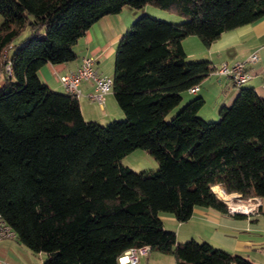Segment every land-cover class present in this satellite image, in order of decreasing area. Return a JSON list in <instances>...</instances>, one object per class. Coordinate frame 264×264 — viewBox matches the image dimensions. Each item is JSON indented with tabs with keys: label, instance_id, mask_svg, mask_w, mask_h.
Returning a JSON list of instances; mask_svg holds the SVG:
<instances>
[{
	"label": "trees",
	"instance_id": "1",
	"mask_svg": "<svg viewBox=\"0 0 264 264\" xmlns=\"http://www.w3.org/2000/svg\"><path fill=\"white\" fill-rule=\"evenodd\" d=\"M146 5L185 20H135L114 56L111 92L125 120H85L78 98L51 90L39 69L74 61L73 46L101 18ZM0 17V218L18 242L45 254L43 264H116L143 246L175 264H253L205 241L178 243L160 215L183 223L195 208L228 214L214 186L264 199V99L254 89L240 88L216 122L197 116L199 97L165 120L214 72L208 61L186 62L182 41L196 36L208 48L264 19V0H0ZM135 149L158 168L122 165Z\"/></svg>",
	"mask_w": 264,
	"mask_h": 264
},
{
	"label": "crops",
	"instance_id": "2",
	"mask_svg": "<svg viewBox=\"0 0 264 264\" xmlns=\"http://www.w3.org/2000/svg\"><path fill=\"white\" fill-rule=\"evenodd\" d=\"M138 15L140 13L133 11H127L124 15L123 8L119 14L101 18L73 46L76 59L65 64H45L38 71L40 80L51 90L66 93L59 78L75 71L83 57L94 59V70L99 76L112 78L111 63L114 61L116 47L131 21ZM192 42L196 49L194 56L200 58L190 61L205 60L213 67L222 64L229 66L244 61L245 70L250 74V79L237 87L226 76L211 73L200 82L194 93L187 91L189 97H199L204 103H214L208 114L211 118L217 117L216 110L219 105L232 103L240 88H252L264 99V19L223 33L208 48L197 45L195 41ZM11 52L8 51L7 55L10 56ZM253 54L257 56V60L253 63L247 62ZM105 64H108V70L103 68ZM1 83L3 78L0 77ZM78 90L80 93L78 102L85 120L102 124L124 117L115 103L111 90L105 95L102 105L89 98L94 92L93 83L82 81ZM202 117L207 119L206 116ZM212 191L216 196H221L222 189L218 186H214ZM261 202L259 212L252 217H236L238 215L195 208L189 220L183 223L177 222L167 214L160 215V218L164 229L175 233L178 243L189 240L205 241L232 255H241L253 264H264V199H261ZM147 256L140 258L139 261L142 259V263L140 261L138 264H148L151 258L149 254ZM45 258V254L32 253L15 238L0 240V264H43ZM116 264L125 263L123 260H118Z\"/></svg>",
	"mask_w": 264,
	"mask_h": 264
},
{
	"label": "built area",
	"instance_id": "3",
	"mask_svg": "<svg viewBox=\"0 0 264 264\" xmlns=\"http://www.w3.org/2000/svg\"><path fill=\"white\" fill-rule=\"evenodd\" d=\"M7 58V53H4ZM257 60L255 54L251 55L247 62L253 63ZM246 62H236L231 66L222 64L219 67H214V72L217 75H224L231 80V82L239 87L247 80L250 79V74L245 70ZM95 61L91 57H83L80 65L73 72H69L59 78L60 83L65 89V92L70 95L79 97L78 86L82 81H89L94 85V92L89 95L92 101L102 105L104 97L110 92L112 87V78L101 77L94 70ZM4 73L8 76L11 75V64L6 59L4 66ZM197 87L189 90L190 93H194ZM224 194L221 197L216 196L218 200L226 205L227 212L230 215H238L243 217L255 216L261 206L262 202L259 197H250L244 200L238 194ZM16 237L14 231L0 218V240L14 239ZM150 253V248L147 246L139 248H131L125 251L118 260H123L125 264H138L139 259L147 256Z\"/></svg>",
	"mask_w": 264,
	"mask_h": 264
},
{
	"label": "rangeland",
	"instance_id": "4",
	"mask_svg": "<svg viewBox=\"0 0 264 264\" xmlns=\"http://www.w3.org/2000/svg\"><path fill=\"white\" fill-rule=\"evenodd\" d=\"M127 11H133V12H136V13H140V15H138L135 19H133L131 21L129 27L135 22V20H137L138 18H140L141 16H144V15H147V16H149L151 18H155V19H159V20H163V21H167V22H173V23L183 22L185 20V18H182L181 16H179L178 14H176L173 11L163 10V9L151 6V5H146L144 7L139 8V9L131 8V7L126 6L124 8V15L127 14ZM0 20H1L0 21V24H1L2 23V18L1 17H0ZM27 32H28V29H25L21 33V35L18 36L14 40V43L15 44H19L20 40H22V38L24 36H26ZM192 41H195V43H197V45H200L201 47H204L202 45V43L200 42V40L198 39V37H196V36H189L188 40L184 39L183 47H184L185 53L187 54V57L185 58V61L188 62V63L191 62L190 60H194V59H199L200 58V57H195L194 56V54L196 53V49H195V45L193 44ZM195 61H198V60H195ZM240 62H244V61H240ZM111 64H112L111 68H112V72H113L114 61ZM229 66H231V65H229ZM103 68H106L108 70L109 69L108 64H105L103 66ZM2 76H0V77L2 78ZM109 76H111V75H109ZM54 92H56V91H54ZM187 93H188L187 91L182 92L180 102L173 109H171L170 112H168V114H166V116H165V120L166 121H170L171 118L175 114H177L179 112V110L185 104H187L189 101H191L194 98H196V97H193V96L189 97ZM115 103H116V101H115ZM116 105H117V103H116ZM213 106H214V103H211V102L204 103L203 106L201 107V109L199 110V112L197 113V116L202 118L203 120H205L207 122H216V121H218V114H219V110H220L222 104L219 105L217 110H216L217 111V117L216 118H211L208 115ZM201 115L202 116H206L207 119L203 118ZM114 120H116V121H124L125 117H123L122 119H113V120L109 121L108 123H102V124L98 123V124H100L102 126H107L110 122H112ZM120 161H121L122 165L127 166L128 168H130L134 172H142V171L153 172V171H155L158 168V165H157V162L155 161V159L150 154H148L146 151L141 150V149L133 150L128 155L123 157ZM220 194L224 196V194L222 192H220ZM246 199H244V200H246ZM161 215H163V214H161ZM149 255H150L151 259H150V261H148V264H175V259H174V257L172 255H165V254H161L159 252H152V251L149 253ZM147 257H149V256H147ZM144 259H146V258H144ZM140 261L142 263V259Z\"/></svg>",
	"mask_w": 264,
	"mask_h": 264
},
{
	"label": "bare ground",
	"instance_id": "5",
	"mask_svg": "<svg viewBox=\"0 0 264 264\" xmlns=\"http://www.w3.org/2000/svg\"><path fill=\"white\" fill-rule=\"evenodd\" d=\"M219 197H221V196H219Z\"/></svg>",
	"mask_w": 264,
	"mask_h": 264
}]
</instances>
